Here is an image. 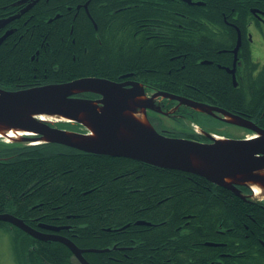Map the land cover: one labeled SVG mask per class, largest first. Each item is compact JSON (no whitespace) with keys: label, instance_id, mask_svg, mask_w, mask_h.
Masks as SVG:
<instances>
[{"label":"trees","instance_id":"trees-1","mask_svg":"<svg viewBox=\"0 0 264 264\" xmlns=\"http://www.w3.org/2000/svg\"><path fill=\"white\" fill-rule=\"evenodd\" d=\"M123 1L136 0H108V6ZM137 2L141 4L143 0ZM147 6L121 14L115 23H123L122 35L115 32L117 27H111L110 30L114 31L105 39L103 26L104 47L95 48L90 61H86L88 59L80 52V60L87 63L76 65L74 72L105 75L135 61L144 68L157 66L160 78L156 79L155 87L183 91L184 85L180 82L187 73V68L181 67L183 51L169 53L170 56L179 55L171 68V76L178 83H167L164 77L169 75L171 65L159 66L161 52L147 48L153 45L151 41H143L142 36L137 41L132 35L137 12L142 17L141 14L149 11ZM176 40L172 43H204L196 37L187 42L181 38ZM137 44L147 46L138 51ZM138 53L139 57L136 56ZM121 55L125 56L124 61ZM17 63L18 59L15 60L13 54L0 50V73L17 72ZM205 86L212 88L214 85ZM236 94L233 100L235 107L250 113L259 110L254 118L264 125V74L260 73L249 83L247 96L241 92ZM252 208L231 192L192 173L58 144L29 145L0 140V213H11L40 230L43 229L39 224L62 227L58 233L80 248L107 249L84 252L83 256L91 264H166V239L171 233L184 236L179 233L186 228L182 225L185 221H189L188 228L199 240H226L230 246L243 249L252 239L253 244L259 247L257 239H253L254 235L246 228V225L252 226V219H259L257 210ZM136 220L151 224H136ZM177 226L183 228L175 230ZM1 227L10 232L16 264H80L70 249L59 241L36 239L4 221H0ZM121 245L134 247L126 252V257H121ZM211 253L210 250L195 252L192 260L195 264H209ZM236 259L239 264L246 261V264H261L259 255L246 260L241 256Z\"/></svg>","mask_w":264,"mask_h":264},{"label":"flooded vegetation","instance_id":"flooded-vegetation-1","mask_svg":"<svg viewBox=\"0 0 264 264\" xmlns=\"http://www.w3.org/2000/svg\"><path fill=\"white\" fill-rule=\"evenodd\" d=\"M146 4L149 11L141 14L142 17L137 12L132 35L137 41L141 36L143 41H151L153 45L147 48L161 52L159 66L171 65L169 75L164 77L167 83H178L171 76V68L179 55L170 56L169 53L183 51L181 67L187 68L186 78L180 82L184 85L183 91L155 87L156 79L160 78L157 66L144 68L135 61L105 75L74 72L76 65L87 63L80 60V52L88 59L86 61H90L93 50L104 47L102 30L105 29V39L114 31L110 30L111 27H117L115 32L122 35L124 25L115 21L124 11L132 8L139 11ZM108 5V0H0V50H6L13 54L15 60L18 59L17 72L8 75L0 73V89L18 90L82 77L103 78L121 83L124 87H131L136 82L144 86L145 97L163 91L217 108L208 113L180 103L178 99L154 96L151 103L156 109L147 108L145 115L150 125L164 136L210 143L213 138H249L254 134L250 129L226 121V115L220 110L238 114L264 129V125L254 118L259 110L250 113L235 107L233 102L237 92L247 96L249 83L260 73L264 74V0H143L141 4L136 0ZM194 37L204 43H172V40L177 42L176 38L187 42ZM136 46L140 51L147 45ZM136 56L139 57L140 53ZM121 57L124 61L125 56ZM75 96L91 100L101 97L93 92ZM51 125L61 128L63 124L54 122ZM70 125L73 131L86 132L78 123L71 122ZM238 188L246 200L224 189L257 210L258 221L252 219V226L246 225V228L254 235L255 238H252L257 239L259 247L253 244L252 239L243 249L230 246L226 240H199L193 235L195 232L188 228L189 221H185L182 225L186 228H175L178 231L183 228L179 234L184 236H173L171 233L166 239V264H195L192 260L194 253L205 250L212 252L207 261L209 264H239L236 258L241 256L246 260L254 255H259L261 264H264V196H258L251 187ZM136 221V224H142L139 221L151 224L145 220ZM195 224L199 226V223ZM133 247L119 246L121 257H126V252Z\"/></svg>","mask_w":264,"mask_h":264},{"label":"water","instance_id":"water-1","mask_svg":"<svg viewBox=\"0 0 264 264\" xmlns=\"http://www.w3.org/2000/svg\"><path fill=\"white\" fill-rule=\"evenodd\" d=\"M82 92L101 97L91 100L75 96ZM158 95L178 99L208 113L217 109L163 91L145 97L144 86L136 82L124 87L103 78L82 77L18 90L0 89V134L12 141L58 143L84 152L127 157L192 173L244 200L246 197L238 186L251 187L259 191L258 196H264V129L238 114L220 110L229 123L252 130L253 137L213 138L210 143L167 137L158 133L145 115L147 108L156 109L151 102ZM39 115L43 118L38 119ZM51 119L78 123L86 132L52 126ZM8 131L30 135L14 138L8 136ZM0 221L11 223L36 239L63 243L81 264H91L84 258V252L107 250L80 248L57 233L60 227L39 224L51 232L41 231L10 213H0Z\"/></svg>","mask_w":264,"mask_h":264},{"label":"rangeland","instance_id":"rangeland-1","mask_svg":"<svg viewBox=\"0 0 264 264\" xmlns=\"http://www.w3.org/2000/svg\"><path fill=\"white\" fill-rule=\"evenodd\" d=\"M63 126L68 129L73 128V126L69 124H64ZM3 140L5 142L12 141L7 137H3ZM0 264H16L12 252L10 232L4 227L0 228Z\"/></svg>","mask_w":264,"mask_h":264},{"label":"bare ground","instance_id":"bare-ground-1","mask_svg":"<svg viewBox=\"0 0 264 264\" xmlns=\"http://www.w3.org/2000/svg\"><path fill=\"white\" fill-rule=\"evenodd\" d=\"M22 133L20 132H14V131H8V136L10 137H18L19 135H21ZM1 135V134H0ZM257 193H259V191L256 190Z\"/></svg>","mask_w":264,"mask_h":264}]
</instances>
